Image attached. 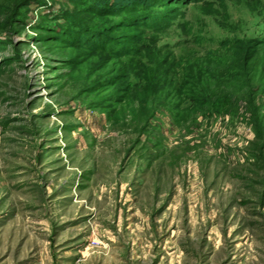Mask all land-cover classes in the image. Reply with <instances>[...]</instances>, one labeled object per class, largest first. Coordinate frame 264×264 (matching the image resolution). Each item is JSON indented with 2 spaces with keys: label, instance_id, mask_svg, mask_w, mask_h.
Masks as SVG:
<instances>
[{
  "label": "rangeland",
  "instance_id": "1",
  "mask_svg": "<svg viewBox=\"0 0 264 264\" xmlns=\"http://www.w3.org/2000/svg\"><path fill=\"white\" fill-rule=\"evenodd\" d=\"M167 2L32 0L0 31V264H264V0ZM238 41L253 107L228 82L235 115L176 110Z\"/></svg>",
  "mask_w": 264,
  "mask_h": 264
},
{
  "label": "trees",
  "instance_id": "2",
  "mask_svg": "<svg viewBox=\"0 0 264 264\" xmlns=\"http://www.w3.org/2000/svg\"><path fill=\"white\" fill-rule=\"evenodd\" d=\"M32 0H1L3 4H0V31H6L9 28V26L15 22V17L18 16V9L24 7L25 4L31 2ZM179 1V2H177ZM181 3L180 0H168L167 5L172 6L174 4ZM10 6V8H9ZM162 7H166V4L164 3ZM172 10H168L166 12H171ZM172 13V12H171ZM162 18V17H161ZM157 20H160V17L155 16H143L135 18L132 23L135 25H142L148 24L149 26L157 22ZM152 27V26H151ZM137 40V38H132L131 40ZM97 40V39H96ZM84 43V39L80 40ZM107 44V43H106ZM221 47H228L231 50V64H230V74L225 78L224 80H215V77L208 78V80L203 83L204 80H201V75H204L203 77L207 76L208 72H205L206 69H200L198 73L194 74L193 76H185L184 81L182 82L185 88L181 87V89L177 90V88L173 89L175 91L174 93V99L175 101H178L177 106L175 107L176 110L180 108L181 105L187 106V109L191 110H199L203 113L205 116L207 114H214L217 115H235L236 105H233V103H236L235 100L237 99L233 98L229 94H222L224 90H226L228 82L235 85V87L239 90L240 93V99L238 101H242L246 106L251 109L255 103L254 98V89H253V78L250 77L249 74V65L253 62L256 55L259 53V50L256 47H253L251 45V42L247 43L248 45H243L242 42H237L235 44L230 42H223L220 43ZM87 45V44H86ZM264 45V44H260ZM89 48V46H87ZM225 67V66H224ZM208 70V69H207ZM211 75V74H210ZM188 77V78H187ZM194 79L197 81H194ZM258 82V90L261 87V84L259 85ZM187 88V90H185ZM188 91L186 95L182 93L181 91ZM197 94L198 97H195V94ZM181 95H185V97H182ZM183 102V104H181ZM180 105V106H179ZM233 105V106H232ZM234 107V110H233ZM231 109V110H230ZM181 113L177 112L174 115V122L179 125ZM258 119V118H256ZM258 135V134H257ZM261 137V135H258Z\"/></svg>",
  "mask_w": 264,
  "mask_h": 264
}]
</instances>
